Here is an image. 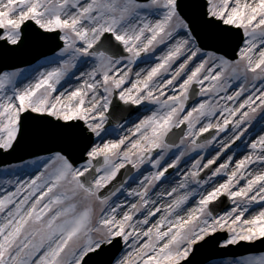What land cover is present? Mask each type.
<instances>
[{
    "label": "snow or ice",
    "instance_id": "6c2138e0",
    "mask_svg": "<svg viewBox=\"0 0 264 264\" xmlns=\"http://www.w3.org/2000/svg\"><path fill=\"white\" fill-rule=\"evenodd\" d=\"M28 40L52 55L22 86L21 70L0 72V152L62 147L0 196V264H200L209 245L264 242V0H0V58ZM256 124L246 154L227 155ZM126 168L136 178L117 183Z\"/></svg>",
    "mask_w": 264,
    "mask_h": 264
},
{
    "label": "rangeland",
    "instance_id": "374dc122",
    "mask_svg": "<svg viewBox=\"0 0 264 264\" xmlns=\"http://www.w3.org/2000/svg\"><path fill=\"white\" fill-rule=\"evenodd\" d=\"M50 56H47V57H50ZM47 57L38 60L37 62H35L34 64H32L30 66H27V67H24V68H20L19 70H21V76L22 77H27V79H21V81L17 84V86L18 85L22 86L23 83H27L28 78L34 72H36L37 70L43 71L45 67H48V65L45 64V59ZM38 65H40L41 67H38ZM140 65H143L144 66V64H140ZM12 71H14V70H12ZM233 82H235L236 83L235 86L238 87L239 86V83H241L242 81L233 80ZM259 87H260V83H256V88H259ZM221 93H223V92H221ZM200 98L201 97L198 96V99H197V101L195 103H197ZM141 110H145V108L142 107ZM114 126H116V125H114ZM248 131H249V129L246 131V134H244L243 136H241V138L239 140H237V141L234 142V145L233 146H230V149L225 150L226 153L232 152V150L245 137H246L245 144H247L249 142V140H250L249 135H248ZM228 134H232L231 127L229 129H227L225 132L221 133L219 135V137L217 138V140L218 141H222V139L225 136H227ZM220 138H222V139L220 140ZM213 144L215 145V144H219V143H213ZM213 144L207 145L205 147V149L206 150H209V148ZM190 152L191 151H188L186 153V155L182 158V161L185 160V159H187L186 157H189ZM173 153H176V149H172L171 152L169 153V155H171ZM48 155L49 154L43 155V156H39V157H36V158H32V159L26 160L24 162H21L19 164H13V165L1 167L0 168V195L3 196V195L6 194L7 191L10 192V191H14L15 190L14 189V185L8 183V181H15L17 178L26 180L29 177H31L32 175L36 174V172L38 173V171L34 172V170H36V169L42 170L43 163L45 162V160H46V158H47ZM145 166H148L149 167L151 165H149V164L146 163L145 165L142 166L141 171H143V169H145ZM175 169L176 168H173L172 169L171 174L175 171ZM136 175H137V170H134V172H133V174L131 176L135 179ZM193 186L195 187V185H193ZM124 194H125V192H124ZM118 195L121 196V194H118ZM260 254H262V253L253 254V255H260ZM248 255L241 256V257H247ZM236 258H238V257H236ZM230 259H232V258L216 259V260H212L211 263H214V264H227V261H229Z\"/></svg>",
    "mask_w": 264,
    "mask_h": 264
},
{
    "label": "bare ground",
    "instance_id": "6f19581e",
    "mask_svg": "<svg viewBox=\"0 0 264 264\" xmlns=\"http://www.w3.org/2000/svg\"><path fill=\"white\" fill-rule=\"evenodd\" d=\"M144 66H145V65H144ZM144 66H143V65H139V67H144ZM80 70L83 71L84 69L81 68ZM39 71H41V70H37L36 72H34V73L28 78V80H31L36 74H38ZM27 82H28V81H27ZM74 82H75L74 79H73L72 77H69V78H68V82L64 84V87H67L68 84H70V83H74ZM235 84H236L235 82H232V87L229 88V94H230L233 90H235V88H237V87L235 86ZM18 86H20V85H18ZM220 95H224V93H221ZM198 102H199V101H198ZM136 114H147V112H146L145 110H142L141 112L136 113ZM136 114H134V115H136ZM213 122H215V121H213ZM123 123H124V122H123ZM123 123H122V124H123ZM128 126L130 127L131 125H128ZM259 128H260V125H259V124H256L255 126H252V127L249 128L248 135H249V138H250V139H251V138H254L255 135L259 134ZM231 135H232V134H228V135L225 136L223 139L220 138V140H221V139L224 140L226 137L231 136ZM245 141H246V137L243 138L241 142H239V144H238V145L232 150V152L227 153V155H233V154H236V155H235V159H239V158H241L242 155L246 154V151H247V144L250 142V140H249V142H248L247 144H245ZM218 148H219V144H215V145L213 144V145L209 148V150H206V149L204 148V149H202V150H201V149H196V150H194V151H191L189 157H186L187 159L183 160V161H182V162L176 167V169H175V171L173 172V174L168 175L169 179L165 180V181L163 182V184L160 186V188H157V189H156V191H161L162 188H167V187H169V183H170V181H171L172 185L174 186L175 183H177V182L182 178V177H181V173H182V171L187 170V168H189V167L191 166L192 162H193L195 159L199 158L198 154H199V155H205V156H208V157L210 158L211 155H214V154H215V151L218 150ZM167 158H168V157H166V159H167ZM169 162H170V160H169ZM221 162H222V161H221ZM150 170H152L151 166H149V167H148V166H145V169H143V172L146 174V173H147L148 171H150ZM36 171L39 172L40 170H38V169L34 170V172H36ZM36 174H37V172H36ZM36 174H34V175H36ZM34 175H32V176H34ZM135 178H136V177H135ZM132 186H135V184H133ZM7 192H8V191H7ZM7 192H6V193H7ZM124 195H126V191H125V194H124V193L121 194L120 198H123ZM0 196H1V195H0ZM153 198H155V197H153ZM129 199H131V197H129ZM195 199H198V197H196ZM194 202H195V200H192V202L188 204V207H191V206H192V203H194Z\"/></svg>",
    "mask_w": 264,
    "mask_h": 264
},
{
    "label": "water",
    "instance_id": "95a60500",
    "mask_svg": "<svg viewBox=\"0 0 264 264\" xmlns=\"http://www.w3.org/2000/svg\"><path fill=\"white\" fill-rule=\"evenodd\" d=\"M38 56H39V54H37V56H36V57H34L32 60L36 59ZM11 153H12V150H11V151H9L7 154H11ZM7 154H5V155H7ZM1 155H2V154H1ZM261 247H264V245H263V246H261Z\"/></svg>",
    "mask_w": 264,
    "mask_h": 264
}]
</instances>
